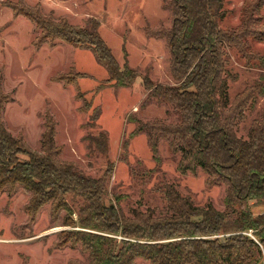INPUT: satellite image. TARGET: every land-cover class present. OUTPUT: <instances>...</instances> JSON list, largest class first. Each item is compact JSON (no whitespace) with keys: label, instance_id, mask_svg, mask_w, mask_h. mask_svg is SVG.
I'll list each match as a JSON object with an SVG mask.
<instances>
[{"label":"trees","instance_id":"trees-1","mask_svg":"<svg viewBox=\"0 0 264 264\" xmlns=\"http://www.w3.org/2000/svg\"><path fill=\"white\" fill-rule=\"evenodd\" d=\"M263 5L257 1L252 7L261 10ZM163 7L170 13L171 25L147 27L146 33L164 41L174 83H155L145 74L143 84L146 100L169 104L177 120L136 119L131 136L145 133L158 164L159 144L166 140L180 154L177 167L181 173L201 168L207 173V185H225V207L197 204L170 183L163 189L166 212L150 205L144 209L140 203L123 212L119 196L111 197L109 168L93 176L63 157V147L56 141L57 121L51 113L44 121L40 149L24 146L22 137L6 126L5 106L13 97L2 91L1 83L0 197L13 195L19 186L29 191L26 212L31 222L37 221L49 203L52 212L65 209L63 225L69 228L60 231L55 245H80L89 257L86 264H137L139 258L150 264H263L264 208L255 213L253 206H264V110L249 127L247 137L239 135L238 128L256 102L254 95H264V73L244 97L231 101L227 56L230 49L241 51L243 45L249 46L248 36L254 41L263 38L248 29L223 28L224 0H163ZM11 8L34 24L36 48L65 42L90 49L108 71V78L95 91L130 87L141 75L127 61L120 64L101 35L97 18L92 16L82 25L47 13L40 4L22 2ZM258 61L264 70V55ZM85 75L79 72L76 79L62 75L55 79L64 85L75 84L77 96L84 101L82 109L90 111L92 100L85 99L78 86L79 77ZM100 114L97 105L91 122ZM101 136L106 147L107 133L101 131ZM68 264L85 263L71 258Z\"/></svg>","mask_w":264,"mask_h":264},{"label":"rangeland","instance_id":"rangeland-1","mask_svg":"<svg viewBox=\"0 0 264 264\" xmlns=\"http://www.w3.org/2000/svg\"><path fill=\"white\" fill-rule=\"evenodd\" d=\"M257 1L264 4V0H224L226 16L220 21L223 28L248 29L263 38L254 41L248 36L249 46L243 45L241 51L228 50L231 101L244 97L264 73L258 61L264 55V5L255 10L252 6ZM22 2L40 4L45 12L76 24L84 25L92 16L97 18L100 33L120 64L127 61L141 75L130 87L107 86L95 91L108 78L107 69L90 49L65 42L36 48L34 39L38 32L34 24L11 8ZM242 22L248 23L244 26ZM170 25V13L164 9L163 0H0V83L2 91L13 97L3 116L7 128L22 137L24 146L39 150L44 121L51 113L57 121L56 141L63 147V157L93 176H100L109 168L111 197L119 196V207L125 213L139 203L144 209L150 205L157 212H166L163 189L170 183L197 204L212 202L219 209L225 207V185H207V173L201 168L181 173L177 167L180 154L166 140L160 141L158 164L145 133L131 136L136 119L177 120L169 104L146 100L143 84L145 74L155 83H174L164 41L146 33L147 27L165 29ZM79 72L86 73L79 77L78 86L85 92V99L92 100L90 111L82 109L84 101L77 96L75 84L64 85L55 79L61 75L76 79ZM254 96L256 102L246 111L238 128L242 137H247L249 127L264 110V95ZM97 105L101 114L96 122H91L90 114ZM101 131L108 136L106 147ZM29 197L30 192L22 186L13 195L4 193L0 197V264H68L71 258L86 264L89 257L80 245H55L60 231L69 228L63 225L67 211L52 212L49 203L41 209L36 222L28 221ZM263 208L253 206L255 213ZM73 217L77 219V214ZM137 264L150 262L139 258Z\"/></svg>","mask_w":264,"mask_h":264},{"label":"built area","instance_id":"built-area-1","mask_svg":"<svg viewBox=\"0 0 264 264\" xmlns=\"http://www.w3.org/2000/svg\"><path fill=\"white\" fill-rule=\"evenodd\" d=\"M263 264H264V260H263Z\"/></svg>","mask_w":264,"mask_h":264}]
</instances>
